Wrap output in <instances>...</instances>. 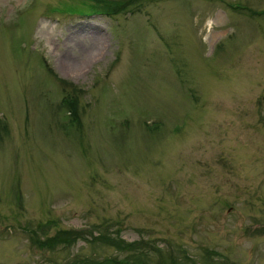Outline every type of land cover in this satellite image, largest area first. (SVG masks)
Here are the masks:
<instances>
[{
	"label": "rangeland",
	"instance_id": "rangeland-1",
	"mask_svg": "<svg viewBox=\"0 0 264 264\" xmlns=\"http://www.w3.org/2000/svg\"><path fill=\"white\" fill-rule=\"evenodd\" d=\"M0 264H264V0H0Z\"/></svg>",
	"mask_w": 264,
	"mask_h": 264
},
{
	"label": "trees",
	"instance_id": "trees-1",
	"mask_svg": "<svg viewBox=\"0 0 264 264\" xmlns=\"http://www.w3.org/2000/svg\"><path fill=\"white\" fill-rule=\"evenodd\" d=\"M64 84L67 86L70 85V83H68V82H65ZM69 95H71V96L70 97L66 96L64 98V102L66 104V107L69 109V111L71 113L73 112L74 119H77V115H76L77 114V108L76 107H77V102H78V94L76 93V91H74L73 93L70 92ZM98 234H100V233H98ZM79 236H80V233L78 230H74V229L62 230L60 233H58L52 237H48L47 240H45V241L44 240L38 241V244L52 247L53 245H55V243H59V242H67L68 243V242L75 240V238L79 237ZM101 236L105 237L106 235L101 234ZM35 240H37V239H35Z\"/></svg>",
	"mask_w": 264,
	"mask_h": 264
}]
</instances>
